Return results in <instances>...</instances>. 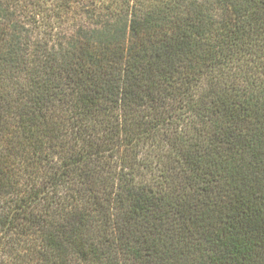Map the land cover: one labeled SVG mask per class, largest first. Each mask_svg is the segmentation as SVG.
<instances>
[{
	"label": "trees",
	"instance_id": "1",
	"mask_svg": "<svg viewBox=\"0 0 264 264\" xmlns=\"http://www.w3.org/2000/svg\"><path fill=\"white\" fill-rule=\"evenodd\" d=\"M0 264H264V0H0Z\"/></svg>",
	"mask_w": 264,
	"mask_h": 264
}]
</instances>
